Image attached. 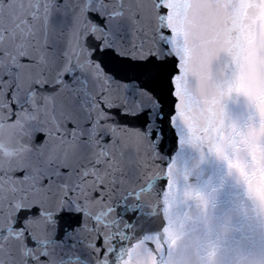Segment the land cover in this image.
<instances>
[{"label": "snow or ice", "instance_id": "1", "mask_svg": "<svg viewBox=\"0 0 264 264\" xmlns=\"http://www.w3.org/2000/svg\"><path fill=\"white\" fill-rule=\"evenodd\" d=\"M0 264H264V0H0Z\"/></svg>", "mask_w": 264, "mask_h": 264}]
</instances>
